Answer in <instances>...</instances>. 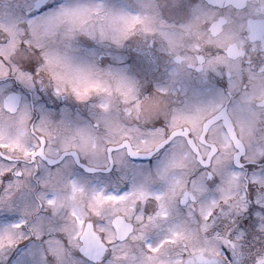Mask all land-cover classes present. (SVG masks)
<instances>
[{
	"label": "snow or ice",
	"instance_id": "1",
	"mask_svg": "<svg viewBox=\"0 0 264 264\" xmlns=\"http://www.w3.org/2000/svg\"><path fill=\"white\" fill-rule=\"evenodd\" d=\"M0 264H264V0H0Z\"/></svg>",
	"mask_w": 264,
	"mask_h": 264
}]
</instances>
